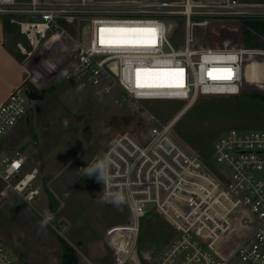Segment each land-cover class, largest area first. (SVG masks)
Returning a JSON list of instances; mask_svg holds the SVG:
<instances>
[{
	"label": "built area",
	"instance_id": "2783aa9c",
	"mask_svg": "<svg viewBox=\"0 0 264 264\" xmlns=\"http://www.w3.org/2000/svg\"><path fill=\"white\" fill-rule=\"evenodd\" d=\"M189 1L0 0V14L11 16L25 39L17 43L22 55L52 50L63 37L70 62L68 76L63 77L71 83L91 86L98 96L115 93L117 88L122 100L134 102L187 101L170 122L152 125L146 141L126 131L105 151L113 181L107 187L102 183V195L122 190L130 217L126 226L110 232L114 264L133 259L143 220L155 213L170 222L176 236L149 264H264V129L224 131L214 143L215 163L194 152L174 131L178 116L201 95H241L244 57L264 55L260 48L197 44L195 30L206 37L219 18L233 22L264 18V4L210 0L192 2L188 9ZM171 16L184 17L181 46L169 38L166 19ZM83 18L88 19L89 37L79 43L78 34L68 26H77ZM102 28H155L157 35L151 43L142 34L140 45L102 46ZM110 35L105 33L104 39ZM138 69L141 83L165 85L175 83V78L166 76L172 81L157 83L143 70L163 74L182 69L183 86L137 87ZM228 75L230 79L223 78ZM27 87H15L0 104V149L5 131L28 111ZM116 102L122 105L119 99ZM27 159L23 148L0 153V195L13 191L32 205L40 194V170H27ZM147 204H154V209H147ZM0 264H15L1 241Z\"/></svg>",
	"mask_w": 264,
	"mask_h": 264
},
{
	"label": "rangeland",
	"instance_id": "374dc122",
	"mask_svg": "<svg viewBox=\"0 0 264 264\" xmlns=\"http://www.w3.org/2000/svg\"><path fill=\"white\" fill-rule=\"evenodd\" d=\"M73 1L177 3L185 0ZM206 1L210 0H190ZM241 1L264 4V0ZM10 17L0 14V104L19 85H31L37 90L47 88V91L42 99H29L27 113L5 131L1 140V154L16 148L25 150L28 154L26 169L39 168L37 184L41 187L32 205L13 191L6 196L0 195V241L15 264H61L66 248L79 257L77 264H114V252L103 242L101 224L105 220L110 222L107 226L112 221L128 222L127 203L120 211L112 204H100L97 198L102 196V182L94 175H85L84 168L97 158L103 159L106 149L119 134L127 131L138 140L146 141L152 125L170 122L187 101L122 100L117 88L115 93L98 96L91 86L62 80L70 65L65 53L55 47L30 56L22 55L17 43L25 39ZM219 20L214 23L219 27L210 30L206 37L200 29L195 30V42L210 43V38L216 40L225 33L228 37L223 38V45L249 47L244 40V18L238 22L230 18ZM166 24L171 28V42L175 46L183 45L184 17L171 16ZM88 25V19L83 18L77 26H68V30L78 34L79 43H86ZM112 39L115 37L110 35L105 41ZM134 40L135 44L142 43L141 35ZM255 40L264 42L263 37L251 41ZM243 67L241 95H201L175 121V133L205 160L215 163L214 143L224 131L264 129V55H246ZM156 81L172 80L161 75ZM78 88L81 90L77 91ZM116 99L122 102L121 106ZM147 209H154V204H147ZM49 213L53 220L46 229L39 230L43 214ZM175 236L176 231L168 220L158 213L148 215L142 223L136 258L125 264H149Z\"/></svg>",
	"mask_w": 264,
	"mask_h": 264
},
{
	"label": "snow or ice",
	"instance_id": "6c2138e0",
	"mask_svg": "<svg viewBox=\"0 0 264 264\" xmlns=\"http://www.w3.org/2000/svg\"><path fill=\"white\" fill-rule=\"evenodd\" d=\"M101 39L100 43L102 46H124V45H134L135 40L134 37L142 34H147L150 37L149 42H154L157 35V30L155 28H102L100 29ZM109 33L112 34L115 39H112L106 43L104 39V34ZM144 72H150L151 70H143ZM137 82L136 86L140 88H151V87H182L181 79L183 77V70L182 69H172L168 70L166 73H163L165 76L175 78L176 82L172 84H153V83H141L140 76L141 70H137ZM215 78V77H214ZM224 79H230L231 76H225Z\"/></svg>",
	"mask_w": 264,
	"mask_h": 264
},
{
	"label": "clouds",
	"instance_id": "9594fccd",
	"mask_svg": "<svg viewBox=\"0 0 264 264\" xmlns=\"http://www.w3.org/2000/svg\"><path fill=\"white\" fill-rule=\"evenodd\" d=\"M65 77L68 73L63 74ZM81 89H77L80 91ZM110 160L107 156L103 159L97 158L92 164L88 165L85 169V175L95 176L99 182H102L106 187L113 181V176L110 170ZM105 187V188H106ZM100 204H112L118 211L122 210V205L126 203V196L122 190L104 192V195L97 198ZM52 214H47L45 218L39 222V230L46 229V226L53 220Z\"/></svg>",
	"mask_w": 264,
	"mask_h": 264
},
{
	"label": "trees",
	"instance_id": "16d2710c",
	"mask_svg": "<svg viewBox=\"0 0 264 264\" xmlns=\"http://www.w3.org/2000/svg\"><path fill=\"white\" fill-rule=\"evenodd\" d=\"M244 40L245 43L252 48L257 47H264V42H258V41H251L252 38L258 39L259 37L264 38V20L262 19H255V18H244ZM219 26H211L209 30H216ZM223 32V31H220ZM227 34L223 33L222 35H219L218 39L210 38L209 45L211 46H222L224 39L227 38ZM224 38V39H223ZM222 39V41H221ZM66 247V246H65ZM76 255L72 253L71 250L65 249L62 255V262L61 264H77Z\"/></svg>",
	"mask_w": 264,
	"mask_h": 264
},
{
	"label": "crops",
	"instance_id": "0c3cea01",
	"mask_svg": "<svg viewBox=\"0 0 264 264\" xmlns=\"http://www.w3.org/2000/svg\"><path fill=\"white\" fill-rule=\"evenodd\" d=\"M144 72V71H143ZM144 73H149V74H147V76H149V77H151V79L153 78V81H155V82H157L156 81V77L157 76H155V75H158V76H161V75H163V74H161V71H155V72H144ZM142 76V75H141ZM140 76V77H141ZM144 76V75H143ZM64 79V77L62 76V80ZM142 81H143V78L141 79ZM141 82V81H140ZM101 189H102V187H101ZM129 215V214H128ZM130 218V217H129ZM130 220V219H129ZM129 220H128V222H129ZM128 222H126V223H118V222H111V224L109 225V226H107L108 225V223H110L109 221H107V220H105V221H103V223L101 224V220H100V224L103 226V228H104V236H103V242H104V244L106 245V246H108L109 247V249L111 250V248H110V243H109V235H110V232H113L114 230H116V229H119L120 227H124V226H126V224L128 223ZM64 227H66L65 226V224L63 225ZM134 258H136V257H134ZM133 258V259H134ZM78 259H79V257H78ZM78 259H77V261H78ZM132 259V260H133ZM139 259H137V262H139L138 261ZM88 262V261H87ZM114 262H115V258H114ZM89 264H91V263H89Z\"/></svg>",
	"mask_w": 264,
	"mask_h": 264
},
{
	"label": "water",
	"instance_id": "95a60500",
	"mask_svg": "<svg viewBox=\"0 0 264 264\" xmlns=\"http://www.w3.org/2000/svg\"><path fill=\"white\" fill-rule=\"evenodd\" d=\"M47 88H41L40 90L35 89L33 86L29 85L26 89V94L31 100L42 99L45 96Z\"/></svg>",
	"mask_w": 264,
	"mask_h": 264
},
{
	"label": "bare ground",
	"instance_id": "6f19581e",
	"mask_svg": "<svg viewBox=\"0 0 264 264\" xmlns=\"http://www.w3.org/2000/svg\"><path fill=\"white\" fill-rule=\"evenodd\" d=\"M191 4H192V2H190L189 1V4L187 5V8L188 9H190V7H191ZM112 35V34H111ZM62 38L63 37H60L59 39H58V42L55 44V47L57 46V48L59 49V50H61L62 52H64L65 53V55H66V52H65V44H64V42H63V40H62ZM108 39V38H107ZM108 41H106V43H107ZM134 45H140V43H138V44H134ZM61 47V48H60ZM67 56V55H66Z\"/></svg>",
	"mask_w": 264,
	"mask_h": 264
}]
</instances>
